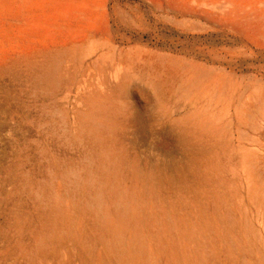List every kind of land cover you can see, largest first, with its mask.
Wrapping results in <instances>:
<instances>
[{
	"label": "rangeland",
	"instance_id": "rangeland-1",
	"mask_svg": "<svg viewBox=\"0 0 264 264\" xmlns=\"http://www.w3.org/2000/svg\"><path fill=\"white\" fill-rule=\"evenodd\" d=\"M0 264H264V0H0Z\"/></svg>",
	"mask_w": 264,
	"mask_h": 264
},
{
	"label": "bare ground",
	"instance_id": "bare-ground-1",
	"mask_svg": "<svg viewBox=\"0 0 264 264\" xmlns=\"http://www.w3.org/2000/svg\"><path fill=\"white\" fill-rule=\"evenodd\" d=\"M159 85V84H158ZM157 85V86H158ZM161 86V85H160ZM158 88H159V86H158ZM176 132V131H175ZM179 136V135H178ZM185 136V135H184ZM191 140V139H190ZM180 141L182 142V144L183 145H187L188 143H187V139H186V137L184 138V137H180ZM193 145H195V144H193ZM189 146V145H188ZM196 146V145H195ZM191 147V146H190ZM197 147V146H196ZM187 148V147H186ZM200 148H202V147H200ZM191 149V148H190ZM186 150V149H185ZM197 152V151H196ZM199 152V151H198ZM194 155H197V154H194ZM193 157V156H192ZM183 166V165H182ZM196 166V165H195ZM172 167H174V166H172ZM184 168V167H183ZM177 171V170H176ZM177 172H179V171H177ZM180 173H181V171H180ZM176 175H178V174H176ZM181 177H182V175H181ZM185 188V187H184Z\"/></svg>",
	"mask_w": 264,
	"mask_h": 264
}]
</instances>
